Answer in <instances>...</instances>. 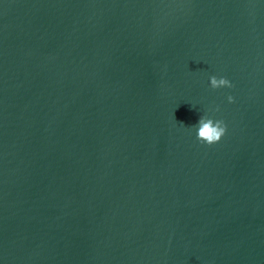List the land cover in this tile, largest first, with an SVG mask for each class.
Returning <instances> with one entry per match:
<instances>
[{
    "label": "water",
    "instance_id": "water-1",
    "mask_svg": "<svg viewBox=\"0 0 264 264\" xmlns=\"http://www.w3.org/2000/svg\"><path fill=\"white\" fill-rule=\"evenodd\" d=\"M0 264H264V0H0Z\"/></svg>",
    "mask_w": 264,
    "mask_h": 264
},
{
    "label": "clouds",
    "instance_id": "clouds-1",
    "mask_svg": "<svg viewBox=\"0 0 264 264\" xmlns=\"http://www.w3.org/2000/svg\"><path fill=\"white\" fill-rule=\"evenodd\" d=\"M209 85L212 89L218 88H232V82L226 77L220 76L219 78L215 75L209 77ZM232 95L227 96L229 103L234 102ZM219 109H215L218 111ZM195 129L196 139L201 143L212 145L221 140L226 132V125L223 120L216 119L207 114L200 115L198 121L193 126Z\"/></svg>",
    "mask_w": 264,
    "mask_h": 264
}]
</instances>
